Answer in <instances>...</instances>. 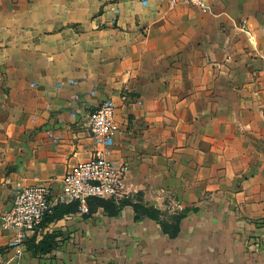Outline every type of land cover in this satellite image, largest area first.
<instances>
[{
    "label": "crops",
    "instance_id": "0c3cea01",
    "mask_svg": "<svg viewBox=\"0 0 264 264\" xmlns=\"http://www.w3.org/2000/svg\"><path fill=\"white\" fill-rule=\"evenodd\" d=\"M201 3L0 0V215L22 187L60 193L105 100L128 167L116 216L72 204L37 256L0 225V264H264V0Z\"/></svg>",
    "mask_w": 264,
    "mask_h": 264
},
{
    "label": "built area",
    "instance_id": "2783aa9c",
    "mask_svg": "<svg viewBox=\"0 0 264 264\" xmlns=\"http://www.w3.org/2000/svg\"><path fill=\"white\" fill-rule=\"evenodd\" d=\"M161 1L202 6L201 0ZM114 112L113 102L105 100L89 115L88 128L98 147L89 160L77 163L65 174L60 193L54 195L50 184L29 185L12 193L11 208L1 213L0 225L15 233L13 246L24 244L58 206L77 204L78 211L87 214L90 199L122 197L128 167L107 156L113 146Z\"/></svg>",
    "mask_w": 264,
    "mask_h": 264
},
{
    "label": "trees",
    "instance_id": "16d2710c",
    "mask_svg": "<svg viewBox=\"0 0 264 264\" xmlns=\"http://www.w3.org/2000/svg\"><path fill=\"white\" fill-rule=\"evenodd\" d=\"M98 205H100L104 211L110 216H116L119 213L120 208L126 204V202L120 203L116 205L112 200L106 199H95ZM73 205H63L54 208L53 213L46 217L41 224V227L45 224L57 220L64 216L65 214L70 213L73 211ZM134 210V218L135 220L140 219L142 217H149L153 218L158 221L157 215L158 212L151 207H144L132 204ZM141 211L142 215H139ZM161 225V229L163 232L167 233L170 237H175L178 233V225L180 222V217L174 219V225L171 223L158 221ZM28 245V249L31 251L33 255H44L49 253L52 249L56 246L55 235L54 234H47L45 235L42 240L38 243H35L34 240H29L26 242Z\"/></svg>",
    "mask_w": 264,
    "mask_h": 264
}]
</instances>
